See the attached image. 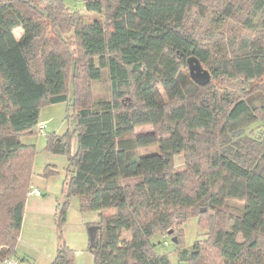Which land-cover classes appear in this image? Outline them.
Listing matches in <instances>:
<instances>
[{"label": "trees", "instance_id": "1", "mask_svg": "<svg viewBox=\"0 0 264 264\" xmlns=\"http://www.w3.org/2000/svg\"><path fill=\"white\" fill-rule=\"evenodd\" d=\"M83 3L101 18L85 21L63 0H0V257L14 256L30 192L34 145L20 136L38 132L41 105L69 101L73 130L47 133L45 148L67 155L65 196L98 213L94 264H171L150 237L171 239L176 212L200 204L225 219L208 231L216 258L204 241L188 250L174 236L177 264H264V0ZM189 59L207 81L191 78ZM104 68L110 96L92 100L88 81ZM141 124L153 130L132 134ZM227 199L240 210L220 213ZM50 264H74L64 241Z\"/></svg>", "mask_w": 264, "mask_h": 264}, {"label": "rangeland", "instance_id": "2", "mask_svg": "<svg viewBox=\"0 0 264 264\" xmlns=\"http://www.w3.org/2000/svg\"><path fill=\"white\" fill-rule=\"evenodd\" d=\"M63 1L68 7L78 10L85 21L101 18L99 13L86 10L83 0ZM20 33L21 29L19 27L14 29L16 36ZM183 71L188 72L187 67H184ZM71 80L70 78L69 87H71ZM212 82L217 86H223L224 84L223 80L219 79H212ZM88 83L92 100L109 98L110 81L107 69L102 70L99 79L88 81ZM173 92V88L159 87L156 90V95L163 100H169L172 98ZM72 94L73 91L70 89V97H72ZM72 113L69 101L43 104L40 106L38 121L43 122L45 128L36 134L20 136L22 142L34 145V153L31 159L30 192L27 193L25 198L22 222L14 246L13 257L18 260V264H50L60 241H64L72 249L74 264H94L92 253L88 249L87 228L89 225L97 224L98 213L92 210H80L79 198L76 195L65 196L63 183L68 175L67 155L52 153L45 148L47 133H63L67 129L73 130L74 117ZM151 130H153L151 124H141L134 127L132 134L145 133ZM75 149L76 134H73L71 137V152H74ZM156 149L157 145H149L139 148L138 151L150 152ZM186 158V154H176L174 156L175 167L182 169ZM48 165H51L50 168L55 169V172L45 176L43 172ZM34 189L39 194H33ZM65 200V219L58 227L57 212L60 204ZM241 206L242 201L227 199L221 205L219 212H238ZM216 214V211L208 210L201 204L187 209H180L176 212L178 223L175 230H172L171 235L179 239L177 241H179L180 248L184 247L189 250L196 240L204 241V245H206L210 226H214L220 221L225 224L224 217L222 216L223 219L221 220L220 215ZM150 240L155 243L157 252L166 253L170 263L177 264V244L171 241L170 235L156 232L150 237ZM203 253L207 256V260L208 258H216V251L209 245L205 246ZM6 256H10V254L0 257V264H3L2 259ZM203 263L194 261L191 264Z\"/></svg>", "mask_w": 264, "mask_h": 264}, {"label": "water", "instance_id": "3", "mask_svg": "<svg viewBox=\"0 0 264 264\" xmlns=\"http://www.w3.org/2000/svg\"><path fill=\"white\" fill-rule=\"evenodd\" d=\"M188 61H189V73H190L191 78L199 83L207 81L208 72L201 67L199 61L195 59H189ZM259 85L261 88H264V78L260 81ZM96 230L97 228L95 224L89 225L87 228L88 247H91L94 243L95 236H96ZM171 241L173 242L176 241L174 236L171 237Z\"/></svg>", "mask_w": 264, "mask_h": 264}, {"label": "built area", "instance_id": "4", "mask_svg": "<svg viewBox=\"0 0 264 264\" xmlns=\"http://www.w3.org/2000/svg\"><path fill=\"white\" fill-rule=\"evenodd\" d=\"M45 128V124L43 122H37L36 129L38 132L43 130ZM32 193L39 194L37 190H33ZM3 264H18V260L14 258L13 256H6L2 259Z\"/></svg>", "mask_w": 264, "mask_h": 264}, {"label": "crops", "instance_id": "5", "mask_svg": "<svg viewBox=\"0 0 264 264\" xmlns=\"http://www.w3.org/2000/svg\"><path fill=\"white\" fill-rule=\"evenodd\" d=\"M34 194V193H33ZM35 195H37V194H35Z\"/></svg>", "mask_w": 264, "mask_h": 264}]
</instances>
